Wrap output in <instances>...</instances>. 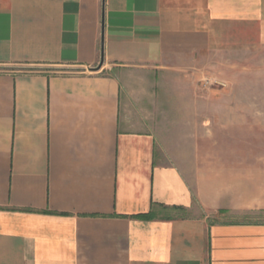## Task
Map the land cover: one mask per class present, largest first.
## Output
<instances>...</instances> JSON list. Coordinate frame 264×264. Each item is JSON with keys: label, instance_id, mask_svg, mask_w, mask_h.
I'll return each instance as SVG.
<instances>
[{"label": "crops", "instance_id": "0c3cea01", "mask_svg": "<svg viewBox=\"0 0 264 264\" xmlns=\"http://www.w3.org/2000/svg\"><path fill=\"white\" fill-rule=\"evenodd\" d=\"M169 1L0 0V264H264V222L236 218L264 212L258 158L220 159L208 197L103 72L202 68L223 27L264 45V0ZM102 16V70L46 69L98 64Z\"/></svg>", "mask_w": 264, "mask_h": 264}, {"label": "rangeland", "instance_id": "374dc122", "mask_svg": "<svg viewBox=\"0 0 264 264\" xmlns=\"http://www.w3.org/2000/svg\"><path fill=\"white\" fill-rule=\"evenodd\" d=\"M202 1L169 3L189 12L190 7H201ZM233 29L223 27L213 34L216 48L204 53L202 68L195 62L191 69L186 68L182 62L171 73L119 66L103 69L117 77L123 90L131 94L127 107L138 110L144 128L155 134L163 160L179 164L194 186L201 181L208 197L216 192L217 164L222 158L241 159L224 161L240 166L258 158L256 163L264 172V45L255 42L253 28ZM95 66L56 65L46 69L91 73ZM234 106L237 112L231 111ZM199 170L203 177L196 175ZM237 178L238 185L246 178L255 186L253 177ZM257 181L263 185L264 177H257ZM237 216L264 222V212Z\"/></svg>", "mask_w": 264, "mask_h": 264}, {"label": "water", "instance_id": "95a60500", "mask_svg": "<svg viewBox=\"0 0 264 264\" xmlns=\"http://www.w3.org/2000/svg\"><path fill=\"white\" fill-rule=\"evenodd\" d=\"M103 37H104V26H103V16H102V22H101V49H100L101 55H100V61L97 64V66L90 68V70L94 71V72L98 71L101 68L102 64H103Z\"/></svg>", "mask_w": 264, "mask_h": 264}, {"label": "trees", "instance_id": "16d2710c", "mask_svg": "<svg viewBox=\"0 0 264 264\" xmlns=\"http://www.w3.org/2000/svg\"><path fill=\"white\" fill-rule=\"evenodd\" d=\"M136 218H148L149 215L148 214H141V215H138V216H135Z\"/></svg>", "mask_w": 264, "mask_h": 264}]
</instances>
